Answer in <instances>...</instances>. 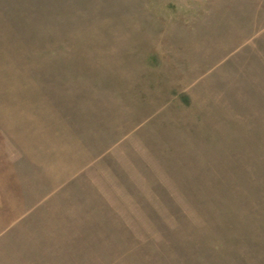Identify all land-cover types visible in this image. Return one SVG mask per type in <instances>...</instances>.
Returning <instances> with one entry per match:
<instances>
[{
  "label": "rangeland",
  "instance_id": "rangeland-1",
  "mask_svg": "<svg viewBox=\"0 0 264 264\" xmlns=\"http://www.w3.org/2000/svg\"><path fill=\"white\" fill-rule=\"evenodd\" d=\"M0 264H264V0H0Z\"/></svg>",
  "mask_w": 264,
  "mask_h": 264
}]
</instances>
